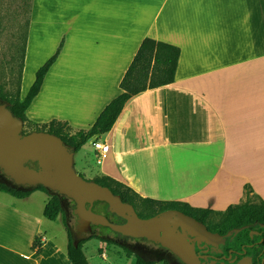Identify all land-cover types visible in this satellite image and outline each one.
<instances>
[{
    "label": "crops",
    "instance_id": "0c3cea01",
    "mask_svg": "<svg viewBox=\"0 0 264 264\" xmlns=\"http://www.w3.org/2000/svg\"><path fill=\"white\" fill-rule=\"evenodd\" d=\"M62 37L26 123L89 129L121 93L144 37L180 49L174 80L132 95L97 135L109 145L104 157L93 137L74 153L79 173L192 208L223 211L245 199V185L264 201V0H30L20 81ZM42 194L0 191V264H71L65 225L46 230Z\"/></svg>",
    "mask_w": 264,
    "mask_h": 264
},
{
    "label": "trees",
    "instance_id": "16d2710c",
    "mask_svg": "<svg viewBox=\"0 0 264 264\" xmlns=\"http://www.w3.org/2000/svg\"><path fill=\"white\" fill-rule=\"evenodd\" d=\"M63 44L64 37L60 40L55 52L37 69L34 81L24 97H20L19 89L14 95H7L2 92L0 87V100L7 102L13 115L22 119L23 122L27 120L25 115L26 108L38 93L45 74L56 60ZM22 51L24 53V48ZM179 54L180 49L176 45L155 40L150 37H144L119 83V87L122 90L121 93L104 107L89 129L79 130V134L70 133V127L66 122L53 119L49 123L43 124L40 130L61 137L68 148L74 153L77 152L88 139L103 134L112 127L124 103L132 95L147 88H154L171 83L174 80ZM29 165L36 166V163L29 162ZM93 180L108 186L112 192L119 195L123 201L131 203L140 217H149L164 209L176 208L202 221L209 230L220 234H224L232 228L244 227L237 235L227 238L228 244H231L233 248L238 250H242V246H244L246 253L253 255V264H264V240L261 241V237H264V201L260 197H255L257 201H254V196L251 195V188L248 185L244 187L245 199L243 201L230 204L223 211H214L211 209L192 208L186 203L177 201H161L148 197L143 198L130 187L107 176L94 178ZM34 190H42L49 195V199L43 209L45 218L48 220H55L58 215L61 214L63 223L67 229L68 242L66 253L71 264H91L83 251V243L91 237H97L107 242L110 241L99 234L92 233L89 234L87 238L81 239L77 246H74L71 230L68 228L65 221L61 197L58 193L42 185L20 188L18 185L9 186L4 182H0V191L7 192L18 198L26 197ZM137 200L142 205L150 207L151 212L147 214L140 212L137 209ZM92 209L96 212L104 213L111 221H113L112 218L121 220L120 217L109 212L107 204L104 201H95L92 205ZM211 214L220 216L221 223L223 224L222 227H210L207 220ZM94 227L104 226L97 225ZM255 229L261 232V234H254L253 237H251L249 231ZM40 246L39 236H36L32 243V249L38 252L40 251ZM228 247L229 246H227L226 249H228ZM123 249L128 256H133V264H156L155 260L145 259L139 254H132L131 250L125 246H123Z\"/></svg>",
    "mask_w": 264,
    "mask_h": 264
},
{
    "label": "water",
    "instance_id": "95a60500",
    "mask_svg": "<svg viewBox=\"0 0 264 264\" xmlns=\"http://www.w3.org/2000/svg\"><path fill=\"white\" fill-rule=\"evenodd\" d=\"M23 126L22 119L13 115L8 104L0 102V170L15 185H42L74 201L73 212L77 216L74 230H71L74 246L92 232V225H100L125 236L158 243L184 264H205L201 260L204 255L196 252V245L201 242L214 247L224 244L227 238L237 235L244 228L236 227L220 234L176 208L140 217L131 203L123 201L108 186L84 178L76 172L74 152L64 144L61 137L47 131L23 133ZM29 162L36 163V166H30ZM95 201H104L109 212L124 221L113 222L104 213L92 210ZM257 233V230L249 231L251 237ZM242 251L246 249L242 247ZM251 262V257L244 255L236 264Z\"/></svg>",
    "mask_w": 264,
    "mask_h": 264
},
{
    "label": "rangeland",
    "instance_id": "374dc122",
    "mask_svg": "<svg viewBox=\"0 0 264 264\" xmlns=\"http://www.w3.org/2000/svg\"><path fill=\"white\" fill-rule=\"evenodd\" d=\"M29 6L30 0H0V87L2 92L7 95L16 94L21 87L23 92L27 90L34 81V69L37 64H40V62L26 63L22 80L20 81L21 66L22 64L24 65L22 62V50L25 44ZM44 63L41 64L43 65ZM0 102L5 101L0 100ZM42 125H32L24 122L23 133L41 131ZM69 132L80 133L79 130L75 131L73 129H69ZM86 149H90L89 143L86 145ZM75 170L79 173L77 169ZM81 175L84 176L83 174ZM94 177L99 178V176ZM84 178L86 177L84 176ZM0 182H4L9 186H16L10 178L3 174L2 170H0ZM19 187L28 188L27 186ZM46 195L42 194V199H46ZM60 197L67 226L70 230H74L77 218L73 212L75 203L64 195H60ZM253 200L257 201L255 197ZM137 209L143 214L151 212L150 207L142 205L138 200ZM112 219L113 222L120 221V219ZM207 223L212 228L223 226L220 216L216 214H211ZM47 225L48 234L50 230L58 232L60 227L64 225L61 214L55 222L48 220ZM92 233L99 234L110 242L91 237L83 243V251L91 264H133V256H128L123 246L129 248L132 254H139L145 259L155 260L156 264H184L170 250L145 238L125 236L106 227H93L92 232L89 234ZM58 241H60V237H58Z\"/></svg>",
    "mask_w": 264,
    "mask_h": 264
},
{
    "label": "flooded vegetation",
    "instance_id": "af4514ba",
    "mask_svg": "<svg viewBox=\"0 0 264 264\" xmlns=\"http://www.w3.org/2000/svg\"><path fill=\"white\" fill-rule=\"evenodd\" d=\"M123 221L124 220L121 218L119 222H123ZM94 226L96 225H92V228ZM260 234L261 232L257 233L256 235H260ZM262 240H264V237H261V241ZM227 246H229L228 249H226ZM196 252L200 255H204V257L201 258V260L204 261L205 264H210V262H214V264H220L221 262H224L225 264H236V262L244 255H249L252 259L251 264H253L252 254H247L246 251L243 252L242 250L233 248L231 244L230 245L228 244L227 240L224 244H219L218 246L215 247L213 245L206 244L205 242H201L199 245H196Z\"/></svg>",
    "mask_w": 264,
    "mask_h": 264
},
{
    "label": "built area",
    "instance_id": "2783aa9c",
    "mask_svg": "<svg viewBox=\"0 0 264 264\" xmlns=\"http://www.w3.org/2000/svg\"><path fill=\"white\" fill-rule=\"evenodd\" d=\"M92 147L99 157H104L106 152L109 150V145L97 136L93 137Z\"/></svg>",
    "mask_w": 264,
    "mask_h": 264
}]
</instances>
